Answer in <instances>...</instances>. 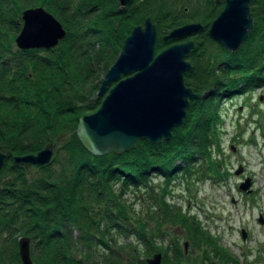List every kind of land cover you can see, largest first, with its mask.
I'll return each mask as SVG.
<instances>
[{"label": "trees", "instance_id": "1", "mask_svg": "<svg viewBox=\"0 0 264 264\" xmlns=\"http://www.w3.org/2000/svg\"><path fill=\"white\" fill-rule=\"evenodd\" d=\"M223 5L224 0H129L119 9L118 0H0L2 149L13 155L34 153L68 134L52 163L31 171L39 175L27 176L31 172L12 165L10 158L1 167L0 264H20L18 235L30 239L32 264H129L110 247L111 229L134 233L146 255L159 251L165 258L166 249L155 244V237L165 234L163 222L186 230L191 245L197 237L215 245L199 220L167 205L165 192L179 177H223L218 172L222 162L213 153L220 142L221 99L258 87L264 79V0H249L252 27L234 52L207 31ZM31 6L43 7L61 23L65 35L57 45L14 46L20 14ZM148 16L156 28L155 53L180 42L162 39L171 29L202 24L190 37L195 42L186 56L191 67L183 76L196 97L168 140L152 143L143 138L121 154L94 156L74 133L77 120L98 108L103 74L125 35ZM152 177L161 183L156 184V195L149 191L154 226L146 229L143 222L149 219H134L122 195L129 188H152ZM145 259L136 256L134 264H146Z\"/></svg>", "mask_w": 264, "mask_h": 264}, {"label": "water", "instance_id": "2", "mask_svg": "<svg viewBox=\"0 0 264 264\" xmlns=\"http://www.w3.org/2000/svg\"><path fill=\"white\" fill-rule=\"evenodd\" d=\"M128 1L118 0L119 9ZM20 18L21 26L14 38L19 49L50 48L65 35L61 23L41 6L23 9ZM251 27L249 0H225L207 31L226 50L234 52L246 40ZM201 29L199 22L185 23L171 29L162 39L188 38ZM155 40L156 28L149 16L123 38L115 60L102 76L97 95L103 97L98 108L79 116L74 130L90 154H121L143 138L152 143L168 140L172 129L185 118L190 100L196 97L183 80L191 67L186 56L194 42L187 39L155 53ZM67 137V133L60 134L36 152L23 155H13L0 145V168L8 158L12 165L28 171L43 168L51 163ZM241 172L239 165L234 174ZM250 186L251 180L247 177L239 183L238 190L250 193ZM257 220L262 223V216ZM241 235L245 237L243 230ZM187 245L188 241H183L184 252ZM17 253L20 264H32L27 236L18 237ZM145 261L146 264H162L161 253H153Z\"/></svg>", "mask_w": 264, "mask_h": 264}, {"label": "rangeland", "instance_id": "3", "mask_svg": "<svg viewBox=\"0 0 264 264\" xmlns=\"http://www.w3.org/2000/svg\"><path fill=\"white\" fill-rule=\"evenodd\" d=\"M20 26L21 21L19 29ZM190 37L180 41L193 40ZM14 46L16 47L15 44ZM112 84L113 82L108 87ZM219 112L222 117L220 142L218 153H213L222 162L223 166L218 168V172L223 173V177L203 180H194L192 177L193 181L179 177L170 182L168 191L165 192L167 205L175 208L172 210L185 212L199 220L216 243L209 246L207 240L197 237L198 242L191 245L186 230L176 224L163 222L161 229L165 234L155 237V244L166 249V257L161 255L162 264H264V79L258 87L221 99ZM239 165L242 166V172L234 174ZM39 174L40 172H31L27 176ZM247 177L251 180L250 193L238 190L239 183ZM151 179L153 189L129 188L122 195L124 202L130 206L132 217L142 222L145 217L149 219L153 211L150 208L153 202L149 191L156 195L159 190L156 184L161 183L158 177ZM259 215L262 216V223L257 220ZM143 223L146 224V229L154 226L151 219ZM241 230L245 232L244 238ZM72 235L77 236L75 229ZM108 235L112 238L110 247L118 250L129 264H134L136 256L148 258L159 252L146 255L144 244L134 233L125 235L111 229ZM183 241H188L186 253ZM205 249L208 253H205ZM180 251L183 252L182 255ZM77 253L80 255L81 251ZM128 258L131 259L128 261Z\"/></svg>", "mask_w": 264, "mask_h": 264}, {"label": "flooded vegetation", "instance_id": "4", "mask_svg": "<svg viewBox=\"0 0 264 264\" xmlns=\"http://www.w3.org/2000/svg\"><path fill=\"white\" fill-rule=\"evenodd\" d=\"M225 1V0H224ZM184 253H186V252H184Z\"/></svg>", "mask_w": 264, "mask_h": 264}, {"label": "bare ground", "instance_id": "5", "mask_svg": "<svg viewBox=\"0 0 264 264\" xmlns=\"http://www.w3.org/2000/svg\"><path fill=\"white\" fill-rule=\"evenodd\" d=\"M62 39V38H61Z\"/></svg>", "mask_w": 264, "mask_h": 264}]
</instances>
